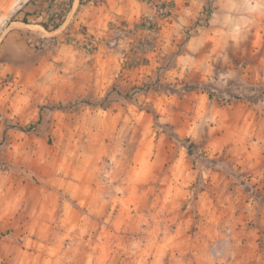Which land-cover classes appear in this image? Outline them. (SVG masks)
I'll return each mask as SVG.
<instances>
[{
	"label": "rangeland",
	"instance_id": "rangeland-1",
	"mask_svg": "<svg viewBox=\"0 0 264 264\" xmlns=\"http://www.w3.org/2000/svg\"><path fill=\"white\" fill-rule=\"evenodd\" d=\"M136 1L0 0V264H264V0Z\"/></svg>",
	"mask_w": 264,
	"mask_h": 264
},
{
	"label": "crops",
	"instance_id": "crops-1",
	"mask_svg": "<svg viewBox=\"0 0 264 264\" xmlns=\"http://www.w3.org/2000/svg\"><path fill=\"white\" fill-rule=\"evenodd\" d=\"M136 3V0H107V5L103 4L102 7H96L95 10L108 15L109 18L118 16L123 21H130L135 19L134 16H138L142 10L145 12L150 10L136 5Z\"/></svg>",
	"mask_w": 264,
	"mask_h": 264
},
{
	"label": "trees",
	"instance_id": "trees-1",
	"mask_svg": "<svg viewBox=\"0 0 264 264\" xmlns=\"http://www.w3.org/2000/svg\"><path fill=\"white\" fill-rule=\"evenodd\" d=\"M93 1H97V0H93ZM58 26H59V24H54L53 29L58 28ZM45 27H46V29H47V26H45ZM192 89H195V88H192ZM192 89H191V90H192ZM206 91H207V90H206ZM207 93H208L209 97L211 98V97H212V94H210V92H208V91H207ZM258 93L262 95V97L260 98V100L264 99V88L261 89ZM50 109H51V110H60V109H62V105L51 106ZM23 131H24V130H23Z\"/></svg>",
	"mask_w": 264,
	"mask_h": 264
}]
</instances>
